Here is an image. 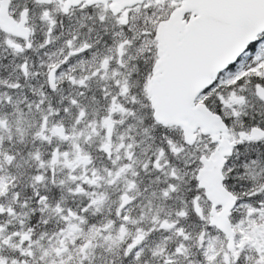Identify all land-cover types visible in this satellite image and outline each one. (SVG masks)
<instances>
[{"label": "snow or ice", "instance_id": "obj_1", "mask_svg": "<svg viewBox=\"0 0 264 264\" xmlns=\"http://www.w3.org/2000/svg\"><path fill=\"white\" fill-rule=\"evenodd\" d=\"M0 264H264V0H0Z\"/></svg>", "mask_w": 264, "mask_h": 264}]
</instances>
